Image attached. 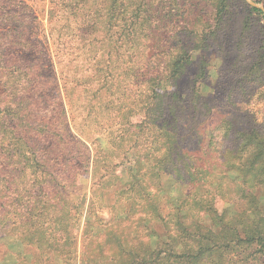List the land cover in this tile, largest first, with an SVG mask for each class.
I'll use <instances>...</instances> for the list:
<instances>
[{
  "label": "trees",
  "instance_id": "trees-1",
  "mask_svg": "<svg viewBox=\"0 0 264 264\" xmlns=\"http://www.w3.org/2000/svg\"><path fill=\"white\" fill-rule=\"evenodd\" d=\"M135 1L0 0V238L29 251L8 264H224L223 251L264 252V207L241 223L218 197L223 181L236 205L253 196L264 152L240 128L228 153L212 149L211 95L189 74L193 51L212 42L176 40L164 56Z\"/></svg>",
  "mask_w": 264,
  "mask_h": 264
},
{
  "label": "rangeland",
  "instance_id": "rangeland-1",
  "mask_svg": "<svg viewBox=\"0 0 264 264\" xmlns=\"http://www.w3.org/2000/svg\"><path fill=\"white\" fill-rule=\"evenodd\" d=\"M223 1L142 0L143 5L140 6H144L147 14L150 15L147 25H152L154 28V31H148L147 38L162 43L163 55L164 52H169L170 47L173 52H177L172 46L175 44L173 41L176 40L196 42L206 39L212 42V47L206 52L193 51L194 59L189 69V74L199 76L198 81L204 94L211 95L208 102L210 115L207 124L211 130L212 149L228 153L232 147V137L240 128L245 129L250 135H258L261 151L264 152V54L262 52L264 0ZM244 2L260 8L262 14L247 15V6ZM135 3H139V0ZM33 8L34 15H39L47 28L46 3H37ZM49 46L52 50L50 43ZM205 55L209 58L207 57L206 62H203ZM49 57L51 58V55ZM202 69L205 71L200 73ZM236 149L244 155L248 152V146L242 144ZM257 165L259 168L264 167V161L261 160ZM227 174L234 176L232 170H228ZM125 181L126 176H123L120 184ZM255 181H261V186L258 185L255 188L256 193L249 198L238 197L241 199L238 201L239 205L233 202L236 198V190L233 186L226 181L220 184L218 197L223 196L224 206H228L229 215L233 218L238 217L241 223H245L247 215H251L250 209L264 207V179L258 176ZM83 183L89 185V179ZM171 193L176 195L178 190L172 186ZM255 210L258 212L257 209ZM259 213L256 215V212H253L252 216H249V221L255 218L254 221L258 222L262 214ZM101 216L107 221L110 214L105 210ZM241 247L243 246L239 248ZM233 251H223L222 259H226L224 264H264L262 251L248 256L246 260L237 257L235 259L238 260H232ZM26 252H29L27 248L21 246L15 238H0V264H8L18 253L24 255ZM26 257L29 258V255Z\"/></svg>",
  "mask_w": 264,
  "mask_h": 264
}]
</instances>
